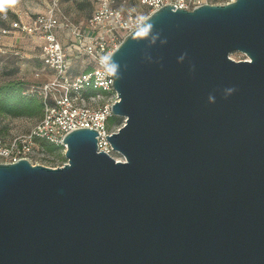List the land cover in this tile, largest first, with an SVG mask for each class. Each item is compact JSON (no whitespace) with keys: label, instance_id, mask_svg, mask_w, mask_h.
<instances>
[{"label":"water","instance_id":"obj_1","mask_svg":"<svg viewBox=\"0 0 264 264\" xmlns=\"http://www.w3.org/2000/svg\"><path fill=\"white\" fill-rule=\"evenodd\" d=\"M174 8L106 65L124 161L81 128L0 164V264H264V0Z\"/></svg>","mask_w":264,"mask_h":264},{"label":"built area","instance_id":"obj_2","mask_svg":"<svg viewBox=\"0 0 264 264\" xmlns=\"http://www.w3.org/2000/svg\"><path fill=\"white\" fill-rule=\"evenodd\" d=\"M138 1L145 12L141 13L134 6L120 9L114 5L115 0H97V7L86 22L77 26L60 12L57 0H49L45 13L30 16L26 13L24 20L11 21L9 28L1 31L2 35L13 31L34 40L42 70L49 73L50 78L39 86L30 84L23 90V95L42 100L43 114L28 134L14 137L7 144L0 139V164L21 159L31 165L39 164L33 162L39 140L58 147L64 154V137L81 128L97 131V150L113 158L114 151L105 136L111 134L107 132V120L117 94L101 57L110 56L122 40L140 26V16L147 18L166 5L192 10L203 4H218L215 0ZM60 33L67 38L66 44L60 42ZM114 160L124 161V158Z\"/></svg>","mask_w":264,"mask_h":264},{"label":"rangeland","instance_id":"obj_3","mask_svg":"<svg viewBox=\"0 0 264 264\" xmlns=\"http://www.w3.org/2000/svg\"><path fill=\"white\" fill-rule=\"evenodd\" d=\"M218 4H225L233 0H215ZM49 0H0V85L11 81L22 82L26 88L30 84L41 85L50 78V74L42 70L38 59L39 49L37 43L22 34L10 32L2 35L3 29H8L9 23L17 19L24 20L27 15L43 14ZM120 9L134 6L141 13L145 8L138 0H115L114 3ZM97 7V0H57V8L69 20L70 23L82 26ZM59 40L67 43V38L60 33ZM235 61L244 60L245 56L240 52L230 55ZM36 74L38 76L36 77ZM12 116L0 113V139L7 144L11 139L19 135L28 134L40 116ZM108 133L116 132L124 124L121 117L111 116ZM37 155L33 162L53 167L64 164L66 159L59 148H53L45 141H37ZM52 147V148H51ZM114 159L123 158L119 153L113 152Z\"/></svg>","mask_w":264,"mask_h":264},{"label":"trees","instance_id":"obj_4","mask_svg":"<svg viewBox=\"0 0 264 264\" xmlns=\"http://www.w3.org/2000/svg\"><path fill=\"white\" fill-rule=\"evenodd\" d=\"M22 85V82L17 81L0 85V113L12 116H33L34 114H40V120L44 109L42 100L36 96L23 95L22 92L25 88ZM109 118L107 120V129L111 122ZM50 146L58 148L51 144Z\"/></svg>","mask_w":264,"mask_h":264},{"label":"clouds","instance_id":"obj_5","mask_svg":"<svg viewBox=\"0 0 264 264\" xmlns=\"http://www.w3.org/2000/svg\"><path fill=\"white\" fill-rule=\"evenodd\" d=\"M0 10H3L2 6H0ZM138 21L140 26H139V31L136 32V35L137 36L148 35L154 26L150 23H147L146 18L143 16L138 17ZM101 61L108 65L109 73L111 75L116 76V78L118 79L119 78L118 72L120 67L119 64L116 63L110 56H102Z\"/></svg>","mask_w":264,"mask_h":264},{"label":"flooded vegetation","instance_id":"obj_6","mask_svg":"<svg viewBox=\"0 0 264 264\" xmlns=\"http://www.w3.org/2000/svg\"><path fill=\"white\" fill-rule=\"evenodd\" d=\"M37 149V148H36Z\"/></svg>","mask_w":264,"mask_h":264}]
</instances>
